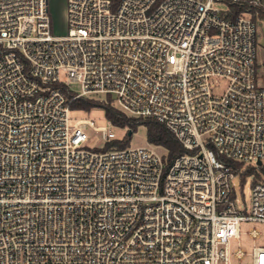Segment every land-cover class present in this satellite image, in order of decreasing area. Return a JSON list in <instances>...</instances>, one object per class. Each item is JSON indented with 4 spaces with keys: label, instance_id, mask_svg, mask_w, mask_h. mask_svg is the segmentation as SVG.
I'll use <instances>...</instances> for the list:
<instances>
[{
    "label": "built area",
    "instance_id": "2783aa9c",
    "mask_svg": "<svg viewBox=\"0 0 264 264\" xmlns=\"http://www.w3.org/2000/svg\"><path fill=\"white\" fill-rule=\"evenodd\" d=\"M223 5L66 0L58 35L49 0H0V264L245 256L230 244L243 221L264 224V86L256 20ZM96 94L164 122L189 151L168 162L160 145L88 147L87 126L116 139L111 120L71 117L73 99ZM249 167L242 208L234 180ZM252 264H264V242Z\"/></svg>",
    "mask_w": 264,
    "mask_h": 264
},
{
    "label": "rangeland",
    "instance_id": "374dc122",
    "mask_svg": "<svg viewBox=\"0 0 264 264\" xmlns=\"http://www.w3.org/2000/svg\"><path fill=\"white\" fill-rule=\"evenodd\" d=\"M252 4L257 6L259 9H264V0L251 1ZM225 8L226 5H223ZM49 9L53 20V32L54 34H64L67 28L66 22V0H49ZM249 15L257 22V60H258V84L264 86V19L260 18V13H256L254 18L252 14ZM225 85V83H222ZM73 87L77 88V84H73ZM93 99L99 100L103 103L111 102L108 100L105 94H96ZM112 105V104H111ZM71 117L73 120L77 119H90L94 121L95 126H107L108 118L106 116L105 110L101 106H93L90 109H72ZM111 130L115 133L116 139L127 138V133L129 128L113 125ZM88 133L87 145L90 148L98 149L105 147L106 141L102 137V132L93 128L92 126H87L86 129ZM129 145L132 147L136 146H147L152 145L148 141L147 129L145 125L137 126L136 131L129 138ZM160 151L165 149L158 148ZM242 167V166H240ZM248 169V168H247ZM244 169V172L247 170ZM261 175L264 177V171L260 170ZM254 180V172L252 169L243 175V178H235V186L237 192V198L239 206L242 208H250L251 206V196H252V184ZM257 229L260 232L258 237H253L251 231ZM264 242V224L259 221L248 220L241 223V233L239 238H233L231 240L232 251H237L241 248L246 254L242 259L233 258L235 264H252V251L256 245H261Z\"/></svg>",
    "mask_w": 264,
    "mask_h": 264
},
{
    "label": "trees",
    "instance_id": "16d2710c",
    "mask_svg": "<svg viewBox=\"0 0 264 264\" xmlns=\"http://www.w3.org/2000/svg\"><path fill=\"white\" fill-rule=\"evenodd\" d=\"M226 5V14L229 17H236L243 12H248L252 14L255 18L256 13H260V18L264 19V9H259L257 6L252 4V0H223ZM120 0H113L114 5L116 6ZM258 67V64H257ZM67 91V90H66ZM68 96L72 95V92L67 91ZM93 106H101L106 113V116L113 124L122 127H128L127 138L124 139H115L111 142H108L105 145V149L117 146L125 147L129 145L130 136L136 131L137 126L145 125L147 129L148 141L154 145H160L167 150V160L172 162L177 156L188 152L189 150L184 147V145L178 140L174 133L166 126L162 121L151 117H135L128 116L121 110L117 109L109 103H103L99 100H95L89 97H79L71 101V108L77 109H90ZM131 132V134L129 133ZM231 166L239 168L242 166V163L230 161ZM252 167H249L244 173L247 174Z\"/></svg>",
    "mask_w": 264,
    "mask_h": 264
},
{
    "label": "water",
    "instance_id": "95a60500",
    "mask_svg": "<svg viewBox=\"0 0 264 264\" xmlns=\"http://www.w3.org/2000/svg\"><path fill=\"white\" fill-rule=\"evenodd\" d=\"M131 134V132H129ZM259 164H261V161H258Z\"/></svg>",
    "mask_w": 264,
    "mask_h": 264
}]
</instances>
